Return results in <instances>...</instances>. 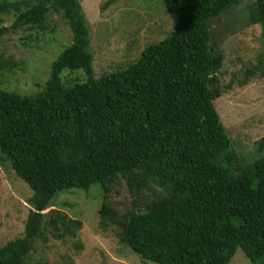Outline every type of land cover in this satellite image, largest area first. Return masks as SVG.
Listing matches in <instances>:
<instances>
[{"label":"trees","instance_id":"obj_1","mask_svg":"<svg viewBox=\"0 0 264 264\" xmlns=\"http://www.w3.org/2000/svg\"><path fill=\"white\" fill-rule=\"evenodd\" d=\"M142 1L163 8L173 31L126 67L95 77L80 0H0V42L21 27L56 30L47 23L52 12L71 31L48 79L29 94L1 87L16 62L0 48V162L32 190L23 234L0 246V264H25L46 234L76 238L82 220L47 208L59 193L94 184L100 226L114 227L142 260L227 264L240 248L264 264V136L256 141L261 155L244 162L214 104L223 54L213 22L244 0ZM246 19L264 39V0H252ZM247 75L264 77V50ZM121 180L134 199L119 212L108 194Z\"/></svg>","mask_w":264,"mask_h":264},{"label":"rangeland","instance_id":"obj_2","mask_svg":"<svg viewBox=\"0 0 264 264\" xmlns=\"http://www.w3.org/2000/svg\"><path fill=\"white\" fill-rule=\"evenodd\" d=\"M90 28L94 76L113 72L133 62L150 43L158 42L173 31L172 20L161 8L146 7L142 0H80ZM161 2V1H160ZM157 3V1L155 2ZM252 0H244L224 11L213 22L219 49L223 54L218 72L223 92L214 100L215 108L244 162L259 156L256 141L264 136V77L247 78L248 69L257 63L264 50L261 28L247 21ZM128 10V11H127ZM56 30L44 33L26 27L9 30L0 48L16 62L5 71L1 87L18 93H33L44 83L50 65L71 41L66 21L54 12L49 14ZM77 76L80 70L70 72ZM1 81V79H0ZM30 187L19 178L10 164L0 162V246L23 234L30 209ZM109 200L121 212L133 205V197L124 181L110 186ZM103 202L97 184L88 192H61L53 205L71 218L82 220L77 237L56 239L50 234L37 238L25 264H153L142 260L128 246L120 243L116 229L100 226L99 208ZM75 244L81 246L76 248ZM227 264H253L238 248Z\"/></svg>","mask_w":264,"mask_h":264}]
</instances>
